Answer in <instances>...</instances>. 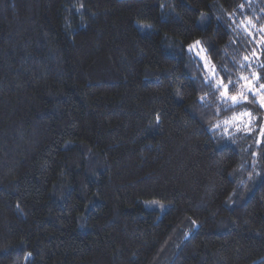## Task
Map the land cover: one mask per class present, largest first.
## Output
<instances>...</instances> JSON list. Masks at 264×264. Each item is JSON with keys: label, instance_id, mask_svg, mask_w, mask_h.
Returning a JSON list of instances; mask_svg holds the SVG:
<instances>
[{"label": "trees", "instance_id": "1", "mask_svg": "<svg viewBox=\"0 0 264 264\" xmlns=\"http://www.w3.org/2000/svg\"><path fill=\"white\" fill-rule=\"evenodd\" d=\"M243 9L264 22V0H0V264H264V139L256 180L190 51L263 77Z\"/></svg>", "mask_w": 264, "mask_h": 264}, {"label": "rangeland", "instance_id": "2", "mask_svg": "<svg viewBox=\"0 0 264 264\" xmlns=\"http://www.w3.org/2000/svg\"><path fill=\"white\" fill-rule=\"evenodd\" d=\"M244 9L242 10V20L234 21L233 29L238 37L244 35L247 39L251 40L249 47H245L238 53V64L242 67L251 68L255 66V62L258 61L259 50L264 47V22L254 20L244 15ZM254 14V13H253ZM238 16V17H239ZM205 18L202 16L198 25L203 26ZM257 22L260 23L257 24ZM135 25L140 31L145 32L150 27L147 24L141 22H135ZM263 44V45H262ZM190 51L193 55L202 61L207 79L213 81V85L219 88L217 92V98L222 103H227L229 107L235 108L231 114L220 118L219 121L213 126L215 134L218 136L223 135H236L237 131H242L236 135L238 141H234L229 144H233L242 157V164L249 170L252 166V177L258 180L261 177V154L256 147H260L264 139V76L259 77L258 74L253 73L252 76L243 75L242 73L232 78L217 77L216 70L212 63L207 59L205 50L199 44H192ZM238 65V67H239ZM261 78V79H260ZM252 97V98H251ZM252 100H251V99ZM244 136L246 139H242ZM240 139V140H239ZM248 166V167H247ZM246 169V171H248ZM248 173V172H247ZM144 206L149 209L155 210L158 215H161L167 208L166 204L156 201H145ZM195 228V224H188L184 227L180 233L174 238L173 243L166 250L163 258H171L175 253L179 245L184 241L191 231Z\"/></svg>", "mask_w": 264, "mask_h": 264}]
</instances>
